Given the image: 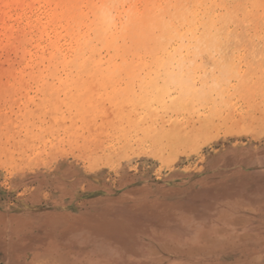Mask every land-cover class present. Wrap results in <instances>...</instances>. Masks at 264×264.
Wrapping results in <instances>:
<instances>
[{"label": "rangeland", "instance_id": "obj_1", "mask_svg": "<svg viewBox=\"0 0 264 264\" xmlns=\"http://www.w3.org/2000/svg\"><path fill=\"white\" fill-rule=\"evenodd\" d=\"M5 1L0 33L28 0L8 13ZM254 27L196 56L193 86L158 87L162 98L137 84L10 88L19 43L0 41V264L65 258L82 237L98 242L100 264H263L264 24ZM58 168L78 175L62 201L56 186L30 184Z\"/></svg>", "mask_w": 264, "mask_h": 264}, {"label": "bare ground", "instance_id": "obj_2", "mask_svg": "<svg viewBox=\"0 0 264 264\" xmlns=\"http://www.w3.org/2000/svg\"><path fill=\"white\" fill-rule=\"evenodd\" d=\"M36 3L44 9V20L32 19ZM2 7L8 13L19 4L9 0ZM261 23L264 0H28L18 27L7 25L0 33V41L19 43L16 54L22 61L21 68L4 74L12 79L10 88L137 84L155 89L162 98L165 91L158 87L193 86L192 72L199 67L196 56L220 51L224 45L219 41L239 36L242 29L248 33ZM73 179H78L76 172L58 168L52 174H37L29 183L56 186L62 201ZM209 240L202 241L209 245ZM73 242L70 252L62 249L65 258L45 255L39 264L101 263L94 254L98 242L85 237Z\"/></svg>", "mask_w": 264, "mask_h": 264}]
</instances>
